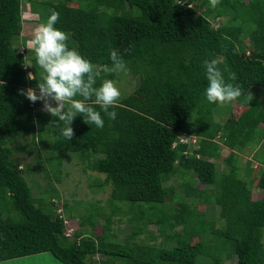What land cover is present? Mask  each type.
I'll return each mask as SVG.
<instances>
[{"label":"trees","instance_id":"obj_1","mask_svg":"<svg viewBox=\"0 0 264 264\" xmlns=\"http://www.w3.org/2000/svg\"><path fill=\"white\" fill-rule=\"evenodd\" d=\"M24 1L41 23L50 10L60 13L56 27L68 33V46L100 72L97 87L104 79L117 78L111 68L113 49L122 54L127 72L139 78L138 92L124 95L113 106L116 119L91 105L104 117L102 129L77 116L71 124L74 136L68 140L51 123L56 118L36 110L39 101L30 102L21 94L28 87L38 90L45 75L33 49L25 58L16 44L24 27ZM73 1L0 0V261L51 252L65 264H96L97 254L107 257L103 264H228L234 256L236 264H264V0H227L215 6L211 0H77L72 5ZM212 18L223 21L215 26ZM251 21L253 28L247 24ZM212 59L218 61L226 82L240 86L241 94L259 87L251 101L233 107L222 121L214 117L217 105L204 96V62ZM28 60L33 79L24 68ZM202 105L207 111L203 122L195 124L192 134L184 133ZM46 133L55 136L51 163L56 154L81 152L86 167L104 173L105 182L112 184L111 203H126L124 210L115 209L123 215L129 208L134 211L132 222L157 223L162 235L183 225L182 233L173 231L177 245L131 242L136 230L120 242L110 231L115 209L102 214L107 221L101 234L81 228L73 238L66 237L64 219L75 221L66 214L69 204L56 189L44 194H51L49 200L36 197L10 145L16 137L32 136L36 141ZM194 135L195 142L190 138ZM219 138L232 149L224 159L229 170L222 176L216 163L222 148ZM233 149L251 155L244 167ZM98 154L102 156L92 160ZM254 163L261 166L259 199L253 198L249 182L257 171ZM61 164L62 159L59 169ZM191 172L215 189L204 196V189L188 183L187 194L220 206L221 227L204 219L194 204L167 212V199L176 200V187L166 183L177 173ZM56 177L60 179L57 173ZM83 216L82 227L89 219L96 225L94 216ZM193 233L206 237L193 244Z\"/></svg>","mask_w":264,"mask_h":264},{"label":"rangeland","instance_id":"obj_2","mask_svg":"<svg viewBox=\"0 0 264 264\" xmlns=\"http://www.w3.org/2000/svg\"><path fill=\"white\" fill-rule=\"evenodd\" d=\"M226 2L227 0H218L217 4ZM73 4H77V0H74L72 2V5ZM206 7L207 6H204L200 9V11L205 10ZM232 13L230 12L229 14L232 15ZM23 15V32L18 41H16V44L21 48V50L23 49V47L32 49L30 39L35 27L41 23L39 20V14L35 13L31 9L30 3L24 1ZM225 19L226 18H224V20ZM212 21L215 26H218L220 23H222L223 18H212ZM247 24L249 25V28H253L255 26L254 22L252 21ZM246 39V42L249 43V38ZM32 65V61L30 60L25 63V67L29 68V71H27L28 74H32L33 76V73L30 71ZM111 68L114 69V72L117 73V78L115 79L114 83L121 92L120 98L129 93L138 92L140 82L138 77L133 76L129 72H120L119 70H116L114 66H111ZM253 88V91H249V93L247 94H241L235 101L231 102L230 104L224 106L217 105L213 109L214 117L216 118V120H225L230 114V111L233 107L239 104L245 105L248 101H251V99L258 93L256 91L259 87ZM204 105L208 107L207 103H205ZM204 105L198 107L195 110L187 125L189 132L184 133H191L193 131V127L197 122H200L201 120L203 122L205 113L207 112L206 108L204 109L203 107ZM42 107L43 101H39L36 110L43 111ZM262 126L264 127V124H262ZM54 137V133H50V135L46 133L43 140L37 137L36 141L32 139V136L16 137L13 142L10 143V145L14 150L15 158L19 161L21 167H23L25 171L24 174L28 182L32 186L34 195L36 197H46L48 198L47 200H49L51 194H48L46 196H44V194L49 190L56 189L59 196L66 200L67 204H69V208L67 209L66 214L67 216L75 220L73 221V223L76 228H83V231L86 233L101 234L103 229L102 227L107 221L105 215L102 214H111L113 210L118 206L123 207L122 210H124V208L126 207V203L119 202L118 200L114 202V205L111 203L112 184L105 182L106 175L104 173L99 171L97 172L86 167V165L79 157V155H81V152L76 154H54L55 156L53 158V162L51 163V151H49V149L51 147V144L54 142ZM48 138L49 140L47 141ZM190 138L197 139V136L194 135ZM218 140L221 144L222 151L216 158V163L218 167V173L222 176L225 171L229 170V166H227V162L224 159L228 156L231 150H229L228 147L223 144V140H221V138H219ZM252 146H254V144H252ZM235 151L241 157L240 162L242 164V167L245 166L247 160L249 159V157H251V155L246 152L241 153V151H239L238 149H235ZM93 156L94 158H92V160H95V158H100L102 155L98 154ZM61 159L62 164L59 169L58 162ZM254 165L255 167L258 166L256 168L257 171L249 178V182L253 189V198L259 199L263 196V189H261L258 185L261 166L257 163H254ZM56 173L59 174L60 179L56 177ZM240 175L244 176L243 169L241 170ZM188 183L195 185L197 188H200L202 190L204 189V196L213 194L215 189L214 186H204L202 183H200L194 172H191L190 174H188V176H185L182 173H177L166 183L167 185L173 184L176 187V200L169 201V199H167V212H177V210L180 211L182 208H185V205L194 204L197 206L199 211L204 212V219L213 220L216 223V227H221L224 224V220L220 218V206H218L214 201H206L205 197L201 198V200H196L193 196L188 195L187 190L184 187V184ZM99 212L101 214H99ZM128 213L129 214L123 215L118 210H116V214L114 213L115 215L113 217V223L111 225L112 229H110V231L117 235V238L120 242H126L127 239H129L128 235H131L133 230H136L138 234L130 238L131 242L137 241L142 245L143 243H148L166 248H171L177 245V239L173 237V231L182 233L184 230L183 225L177 226L173 231H168L166 233L167 235H162L159 232V225L157 223L145 225L143 221H139L138 224H136L135 222H132L130 220V217L134 215V211L129 208ZM135 214L136 216L141 217V213H139V211ZM83 215L87 217L94 216L93 222L95 221L96 225L93 226L89 219V222H86V224L82 227V224L80 223L83 220ZM4 216H7V213H5ZM205 237L206 235L204 233H193L189 235V240L191 243L195 244ZM40 254H42L44 257V259L40 261V263H28L21 261L22 258H13L0 261V264H65L59 261L51 252L39 253L37 254V259H39ZM99 257L101 259V263L103 259L107 258L103 255H99ZM236 262L237 256H234L231 260H228L227 263L236 264ZM117 264H121V262L118 261Z\"/></svg>","mask_w":264,"mask_h":264},{"label":"clouds","instance_id":"obj_3","mask_svg":"<svg viewBox=\"0 0 264 264\" xmlns=\"http://www.w3.org/2000/svg\"><path fill=\"white\" fill-rule=\"evenodd\" d=\"M217 2L218 0H211L213 6ZM59 17V12L50 10L47 20L33 30L31 48L36 63L45 75L43 82L37 85L38 92L37 89L29 88L27 91L21 90V94L33 103L43 101L42 110L56 118L51 123L56 125L63 137L71 140L74 136L71 124L77 116L82 117L86 124L100 129L105 124L101 111L104 116L116 119L117 112L113 106L117 104L121 92L109 79L102 80L99 86H96L100 72L78 50L68 46V33L56 27ZM27 50L25 47L22 49L25 58L28 56ZM110 59L116 70L124 73L128 71L127 64L118 50L113 49L110 52ZM24 68L29 71V68ZM204 74L207 81L204 96L208 103L224 106L241 95L239 85L226 82L216 59L204 62ZM28 78L33 79L32 74H29ZM78 96L82 99H76ZM91 105H98L101 111L95 110ZM74 236L75 234L69 238ZM93 260L95 261L94 256Z\"/></svg>","mask_w":264,"mask_h":264},{"label":"built area","instance_id":"obj_4","mask_svg":"<svg viewBox=\"0 0 264 264\" xmlns=\"http://www.w3.org/2000/svg\"><path fill=\"white\" fill-rule=\"evenodd\" d=\"M182 141L188 142L189 138H182ZM193 142H195V139L193 140ZM58 211L61 212V208H59ZM64 222L66 226L65 235L68 237L73 236L75 234L76 227L74 226L73 223H70V221H68L67 219H64ZM94 259L97 261L96 264H102L99 255L94 256Z\"/></svg>","mask_w":264,"mask_h":264},{"label":"crops","instance_id":"obj_5","mask_svg":"<svg viewBox=\"0 0 264 264\" xmlns=\"http://www.w3.org/2000/svg\"><path fill=\"white\" fill-rule=\"evenodd\" d=\"M23 18H24V15H23ZM263 127V126H262ZM227 147V146H226ZM229 150H232L231 148L228 147ZM234 150V149H233ZM237 150V149H236ZM221 151H222V148H221ZM235 151V150H234ZM231 152V151H230ZM236 152V151H235ZM230 154V153H229ZM228 154V155H229ZM241 164V162H240ZM258 164V163H257ZM242 166V164H241ZM244 167V166H243ZM39 259H37V254H34V255H29V256H24V257H20L19 259H21V261H24V262H28V263H36V262H39L42 261L44 259L43 255L40 254L39 255ZM18 264V263H17Z\"/></svg>","mask_w":264,"mask_h":264},{"label":"bare ground","instance_id":"obj_6","mask_svg":"<svg viewBox=\"0 0 264 264\" xmlns=\"http://www.w3.org/2000/svg\"><path fill=\"white\" fill-rule=\"evenodd\" d=\"M248 163V162H247Z\"/></svg>","mask_w":264,"mask_h":264}]
</instances>
